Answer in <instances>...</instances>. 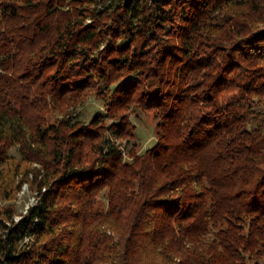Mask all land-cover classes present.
<instances>
[{
  "label": "trees",
  "instance_id": "obj_1",
  "mask_svg": "<svg viewBox=\"0 0 264 264\" xmlns=\"http://www.w3.org/2000/svg\"><path fill=\"white\" fill-rule=\"evenodd\" d=\"M15 145L37 201L0 215V264H262L264 0H0V164Z\"/></svg>",
  "mask_w": 264,
  "mask_h": 264
},
{
  "label": "rangeland",
  "instance_id": "obj_2",
  "mask_svg": "<svg viewBox=\"0 0 264 264\" xmlns=\"http://www.w3.org/2000/svg\"><path fill=\"white\" fill-rule=\"evenodd\" d=\"M104 103V100L88 95L81 105L76 104L75 112H79V120L85 122L95 112L105 111ZM59 116L57 110L49 111L46 115L49 123ZM127 117L136 126L134 140L137 143V150L143 152L146 147L155 142V129L153 127L155 120L151 114L145 113L137 116L133 108L127 111ZM121 141L123 159H130L127 153L129 145L126 140ZM16 147V145L12 146L8 150L6 160L0 164V215L4 212L9 213L14 221H18L26 213L28 207L37 201L38 188L33 182L32 168L40 167L36 162L24 160ZM102 204L103 201L100 199L97 206L103 207ZM262 264H264V259Z\"/></svg>",
  "mask_w": 264,
  "mask_h": 264
}]
</instances>
